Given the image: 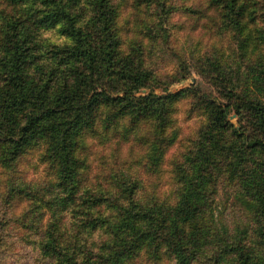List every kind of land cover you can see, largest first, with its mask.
<instances>
[{"label":"trees","instance_id":"16d2710c","mask_svg":"<svg viewBox=\"0 0 264 264\" xmlns=\"http://www.w3.org/2000/svg\"><path fill=\"white\" fill-rule=\"evenodd\" d=\"M204 1L227 43L181 61L173 81L194 68L225 102L194 86L155 93L156 47L179 52L165 28L168 0H134L148 26L125 47L114 0H0V171L16 173L33 148L51 168L45 181L7 177L0 264L13 246L3 229H17L31 264H264V0ZM187 97L206 122L171 164L173 200L144 195L137 177L102 158L126 145L123 163L160 172L179 138L174 107ZM96 145L107 150L90 177ZM228 185L241 225L215 214Z\"/></svg>","mask_w":264,"mask_h":264},{"label":"rangeland","instance_id":"374dc122","mask_svg":"<svg viewBox=\"0 0 264 264\" xmlns=\"http://www.w3.org/2000/svg\"><path fill=\"white\" fill-rule=\"evenodd\" d=\"M114 1L118 9L117 25L123 46L125 47L127 46V42L140 37L138 32L141 25L148 26V13L145 12L143 8H139L134 0ZM168 1V5L172 8L170 13L167 14L165 28L168 34H171V40L173 41L175 49H177L178 45L179 52L175 54V51H165L160 45L156 47L153 60L155 61V66L159 69L160 82L158 83L159 86L155 87V93L166 94L167 92H174L184 87L194 86L200 89V93L213 94L218 101L225 102L218 97V88L215 87L213 84L214 82H212L209 77L199 75L194 68L190 69V74L186 79L177 82L173 81V71L179 67L181 61H188L189 56L193 57V54L197 52L201 53L211 45L217 47L220 45L225 46L227 37H225V35L220 36L214 30V24L217 23V20L213 16L212 21H209L212 11L205 9L204 0ZM43 36L58 41L57 34L53 31L47 32L43 34ZM142 92L144 93L145 90H142ZM172 117L175 121L176 129L179 131V138L168 150L165 156V162L160 168V172L157 171V173H152L147 170L142 166L143 160L140 162H131L130 159L129 164L123 163L122 160L129 155L126 145H123L124 148L116 153V157H111L108 154L106 158H102V162L105 161L112 165V169L115 170L122 166L125 168V171L131 172L132 175L137 177L139 179V187L142 194H154L160 200L165 201L173 200L174 191L176 189L171 164L180 156L185 148L193 145L197 132L206 122V115L203 109H200L195 99L190 97L180 100L174 107ZM228 118L231 123H237L235 114L231 113ZM106 150V147L96 145L93 147V152H90L93 157H99V165L96 167L93 165L90 177H92L94 173L101 171L100 157L104 155ZM137 152H140V150ZM39 153L40 151L34 148L28 151L20 160L18 166L15 167L16 173L14 174L6 170L0 171V195L6 188L7 177L11 175L18 177L21 182L24 180V182L45 181L51 168H48L47 163L40 159ZM117 157L119 158L116 161L114 158ZM228 186H221L215 196V214L222 216L229 225H241L246 221V216L243 215L244 209L237 205V200L234 197V188L231 185ZM23 207V203L16 205L14 212L21 213ZM246 215L251 218L250 213ZM2 233L6 235V238L8 237V239H11L13 243L10 250L3 256V264H31L32 248L16 239L18 237L17 229L11 230L10 233L12 235L9 236H7L8 233L5 229L2 230ZM133 264H145V262L142 258H139ZM164 264L168 263L164 262ZM194 264L212 263L210 261H202Z\"/></svg>","mask_w":264,"mask_h":264}]
</instances>
